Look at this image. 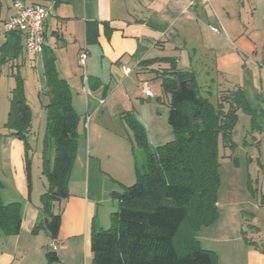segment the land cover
<instances>
[{
  "label": "crops",
  "instance_id": "obj_1",
  "mask_svg": "<svg viewBox=\"0 0 264 264\" xmlns=\"http://www.w3.org/2000/svg\"><path fill=\"white\" fill-rule=\"evenodd\" d=\"M21 1L29 6L55 5V15L45 24V48L55 56L61 77L70 85L73 108L81 119L80 138L69 181L70 196L53 207L54 212L61 211L62 215L59 236L53 239L47 229L37 228L46 218L40 197L47 190L48 181L46 179L42 187H37L33 170H30V179L28 173L30 149L35 152L39 172L41 170L44 151L41 137L33 145L32 127V137L27 138L28 149L24 140L11 136L10 132L0 136L7 146L0 153L1 198L4 204L19 202L22 205L19 234L0 233V264H47L50 250L58 253L60 264H83V257L85 262L93 259L92 226L95 223L105 229V207L114 200L118 181L112 174V159L101 151V144L96 151L86 144L84 136L90 131L88 116L92 115L90 113L101 115V107L107 104V92L113 85L111 94L124 93L127 101L139 99L145 94L142 84L148 82L145 72L170 69V63L160 62L164 58H173L178 70L193 73L202 96L210 101L215 99L214 104L219 102L222 94L242 88L257 111V123L261 127L257 130L252 129L251 116L239 111L238 124L240 114L248 116L250 124L246 133H237V124L233 136L236 133L240 141L229 157L238 170L241 161L235 154L241 147L245 149L249 196L238 205L233 199L236 197L234 183L225 191L227 199L221 198L222 193L219 195V219L213 226L218 224L219 233L223 235L209 239L227 245L234 236L241 234L238 240L244 245L237 251H230L244 253L243 264H264V230L261 226L264 220V0H209L208 3L199 0ZM14 2L7 0L6 8L0 2L2 24L16 13ZM91 23L97 24L98 37L89 42L87 28ZM7 36L6 32L0 36L3 39L0 48L7 42ZM19 36L20 52L15 58L7 57L6 63L1 64L0 52V88L5 75L19 74L28 104L29 91L36 92L43 108L48 102L46 96L43 95V99L40 96L46 88L45 54H28L25 36ZM83 50L89 57L87 74L92 96L84 92V70L79 65V54ZM156 59L159 60L153 62ZM9 66L11 72L7 70ZM125 67L133 70L130 75L125 74ZM134 73L136 76L132 77ZM157 75L159 78L160 74ZM201 76L207 78L199 79ZM159 87L160 91L156 92L150 88V104L152 99H161V91L164 92L160 78ZM45 112L43 108L42 120ZM120 138L123 139L122 135ZM121 144L125 146V142ZM243 205L257 211V226L250 225L256 230L257 240L243 236V218L248 213L241 208ZM221 209L225 213L224 219ZM251 215L255 217L256 213ZM228 261L229 264H241L237 257Z\"/></svg>",
  "mask_w": 264,
  "mask_h": 264
},
{
  "label": "trees",
  "instance_id": "obj_2",
  "mask_svg": "<svg viewBox=\"0 0 264 264\" xmlns=\"http://www.w3.org/2000/svg\"><path fill=\"white\" fill-rule=\"evenodd\" d=\"M96 27V23L88 25L89 42L98 37ZM7 37L0 48L1 64L20 52L19 34L9 33ZM43 53L44 95L48 99L44 106L47 128L43 173L48 188L40 197L46 218L37 228L47 229L57 239L62 215L53 207L70 196L69 181L78 153L81 119L73 108L70 85L61 77L55 56L46 48ZM163 61L171 64L159 78L163 91L171 96L168 123L174 138L152 150L136 116L131 112L123 115L134 134L132 142L146 154V171L141 173L137 168L136 182L122 193H113L118 210L112 214L111 227L105 230L93 224L92 264H218L216 254L201 247L197 233L219 219L220 145L231 151L237 148L233 135L239 111L251 116L253 130L261 128L258 114L242 88L222 94L214 104L202 96L193 73L178 70L173 58L160 59ZM15 78L17 86L12 91L6 126L11 136L24 140L29 149L27 135L32 111L23 80L19 74ZM30 170L28 161L29 179ZM2 189L0 181V233L18 235L22 205L4 204ZM47 264H60L55 250L48 251Z\"/></svg>",
  "mask_w": 264,
  "mask_h": 264
},
{
  "label": "rangeland",
  "instance_id": "obj_3",
  "mask_svg": "<svg viewBox=\"0 0 264 264\" xmlns=\"http://www.w3.org/2000/svg\"><path fill=\"white\" fill-rule=\"evenodd\" d=\"M2 2L3 7L6 8L7 0H0ZM5 35L4 24L0 22V36ZM0 40L3 41L1 38ZM0 41V44L2 43ZM188 54V51L186 52ZM12 68L9 66L7 70L11 72ZM137 72V71H136ZM163 69H159L156 71H147L145 72V78L150 84V88L153 92L160 91L159 87V78L157 74L163 73ZM16 73L11 75V73L5 75L4 80L1 83L0 88V136H4L7 132L11 133V130L6 126L9 118V113L11 110V98H12V89L17 85V79H15ZM136 76L134 73L132 77ZM25 78V76H23ZM207 77L201 76L199 79H205ZM114 84V83H113ZM114 85L107 92L108 99L107 104L102 105L101 107V115L95 116V114L90 113L92 115L88 116L87 122L90 123V131H88L87 135L84 136L87 145H92L93 150L96 151V148L101 144V151L104 154L108 153V156L112 159V163L114 166V170L112 173L114 178L118 181V189L117 192H124V190L132 186L136 182V170L137 168L141 173H145L146 171V154L145 152L136 146V143L132 142L134 140V134L131 129L128 127L126 120L123 119V115L127 112L133 113L137 120L142 124L145 128L147 139L149 145L152 150H155L157 147L162 146L173 140V131L171 126L168 123V114L170 111V98L169 94L162 92L161 99H152V104H150V100L148 96L144 95L140 96L139 99H133L132 101H127L124 98V93L118 92L115 95L111 94ZM114 91V90H113ZM44 93L42 99L44 98ZM113 95V96H112ZM38 97V98H37ZM215 99L211 101L213 103ZM92 101V100H91ZM28 103V102H27ZM29 104L31 108L32 120L31 127L28 132L27 138L32 137L30 133L33 128V136L34 142L33 145H36V140L41 137L40 143L42 146V150L44 148V139L46 135L47 128V115H45L42 120V104L41 98L35 92L34 94L29 91ZM45 110V108H44ZM101 117V120H99ZM249 117L240 114V122L237 126V133L244 132L248 130L249 126ZM33 121V122H32ZM33 123V124H32ZM245 129H247L245 131ZM122 135L123 139L120 138ZM2 139V137H0ZM0 139V153L5 150L7 147L4 145V142H1ZM246 140L248 137L245 138ZM120 140L122 142H120ZM234 141L237 143L240 141V137L236 135L234 136ZM125 142V146L121 143ZM255 144V141L252 140ZM127 143V144H126ZM35 148V146H34ZM36 150V148H35ZM102 153V152H101ZM232 151L228 148L220 145V174H221V189L219 191V195L222 193L221 198L227 199L225 196V191L230 187L232 183L236 186L235 196L233 198L238 202V205L242 203L248 194L247 190V172H246V151L244 148H240L236 154L235 158H238L241 161V168L236 170L231 161ZM230 157V158H229ZM29 162L30 167L34 173V183L38 187H42L43 183H46V176L43 173V161H41V170L39 172L38 160L35 158V152L30 149L29 150ZM106 163V161H105ZM38 167V168H37ZM38 171V172H37ZM32 174V173H31ZM111 174V173H110ZM111 174V175H112ZM1 181V180H0ZM2 182V181H1ZM229 186V187H228ZM256 187V185L254 184ZM223 190V192H221ZM231 200V199H230ZM222 201V200H221ZM243 210H246L248 213L243 218V230L245 233L244 237L249 240H257L256 230L252 228L250 225L257 226V211L252 209V207H248V205L241 207ZM251 208V209H250ZM223 209V208H222ZM221 209L222 219H224L225 213ZM118 210V201L115 199L106 205V223L104 226L105 230L109 229L112 225V214ZM252 212H255V217L251 215ZM216 224L215 226H206L203 227L197 233V240L200 242V245L205 250L212 251L217 256L218 264H229V258H238L240 263H244V253L241 251L231 252V249L236 250L241 245H244V242L238 240L241 234L234 236L232 242L227 245H222V243H213L210 241L211 236H222L223 234L219 233V228ZM262 228L264 230V220L262 221ZM100 228H102L99 225ZM104 229V228H103ZM225 235V233H224ZM226 236V235H225ZM237 251V250H236ZM218 253V254H217ZM236 256V257H235ZM83 264H92L93 259H88L85 262V257Z\"/></svg>",
  "mask_w": 264,
  "mask_h": 264
},
{
  "label": "built area",
  "instance_id": "obj_4",
  "mask_svg": "<svg viewBox=\"0 0 264 264\" xmlns=\"http://www.w3.org/2000/svg\"><path fill=\"white\" fill-rule=\"evenodd\" d=\"M208 3L209 0H199ZM14 9L16 13L4 22L5 32L23 34L25 36V50L30 55L42 54L47 43L45 40V24L47 20L55 15V5H26L21 0H15ZM187 11V9L185 10ZM88 52L83 50L79 54V65L84 70V92L87 96H92V91L87 74ZM129 67L124 68L126 75L132 73ZM142 89L147 96H152L149 83L144 82ZM104 101H101L103 104ZM56 249V247H55Z\"/></svg>",
  "mask_w": 264,
  "mask_h": 264
}]
</instances>
